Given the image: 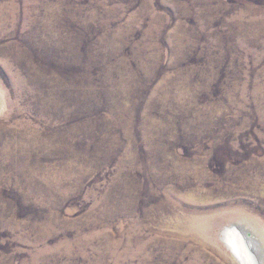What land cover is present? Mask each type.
<instances>
[{
	"label": "rangeland",
	"instance_id": "rangeland-1",
	"mask_svg": "<svg viewBox=\"0 0 264 264\" xmlns=\"http://www.w3.org/2000/svg\"><path fill=\"white\" fill-rule=\"evenodd\" d=\"M235 224L264 239V0H0V264H238Z\"/></svg>",
	"mask_w": 264,
	"mask_h": 264
},
{
	"label": "bare ground",
	"instance_id": "bare-ground-1",
	"mask_svg": "<svg viewBox=\"0 0 264 264\" xmlns=\"http://www.w3.org/2000/svg\"><path fill=\"white\" fill-rule=\"evenodd\" d=\"M235 225L228 226L224 229L225 232L223 231L225 244L229 247L234 260L238 264H241L240 262H243L244 264H255L251 257L253 256L258 264H262L264 262V239H257L241 229L244 232L243 233L237 226L238 224ZM245 243L251 244L254 253H248V250L244 246Z\"/></svg>",
	"mask_w": 264,
	"mask_h": 264
},
{
	"label": "water",
	"instance_id": "water-1",
	"mask_svg": "<svg viewBox=\"0 0 264 264\" xmlns=\"http://www.w3.org/2000/svg\"><path fill=\"white\" fill-rule=\"evenodd\" d=\"M245 248L248 250V253H254L253 252V249H252V246H251V244L250 243H245ZM252 257V260H254V262H255V264H258L256 261H255V259H254V257L253 256H251ZM247 262V261H246ZM241 264H244L243 262H240ZM248 263V262H247Z\"/></svg>",
	"mask_w": 264,
	"mask_h": 264
}]
</instances>
